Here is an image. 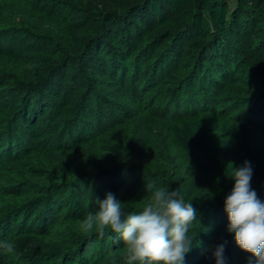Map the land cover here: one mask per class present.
I'll return each instance as SVG.
<instances>
[{
  "label": "rangeland",
  "instance_id": "1",
  "mask_svg": "<svg viewBox=\"0 0 264 264\" xmlns=\"http://www.w3.org/2000/svg\"><path fill=\"white\" fill-rule=\"evenodd\" d=\"M94 1L0 0V48L16 55L13 60L0 57V82L10 83L6 92L10 97L0 112V134L6 131L13 137L0 151L4 159L0 168V242H12L15 249L13 253L0 249L3 262L128 264L124 248L110 252L119 247L118 234L109 232L101 238L95 230L85 231L80 222L87 212L96 210L95 200L104 199V192L115 194L127 213L147 201L146 184L172 191L193 177L190 159L172 138L164 115L175 106L183 109L190 96H205L215 108L228 110L234 125L247 123L255 141L264 136V80L249 64L259 61L264 25L260 28L254 21L247 30L240 28L237 35L231 34L230 43L238 41L243 51L234 67L226 66L230 77L217 78L216 85L209 80L200 86L196 70L203 57L184 45L186 39L164 37L165 30L187 24L192 15L169 7L172 17L159 27L143 29L132 39L137 41L134 48L131 40L128 47L122 39L121 30H114L115 37L112 34L111 46L106 48L103 41L110 23H102ZM220 1L228 16L236 18L239 1ZM105 3L107 12L117 17L133 0ZM173 58L174 64L169 61ZM198 60L199 65L190 71ZM159 62L162 69H158ZM118 65L125 78L123 86L110 72ZM46 91L65 96L72 106L60 107L61 99L54 100ZM30 95L40 105L49 103L39 126L44 136L37 140H32L22 125V134L13 131L20 122L22 99ZM85 111H89L87 121L81 118ZM79 121L89 122L91 134L85 143L75 146L69 133L79 130ZM234 136L241 137L237 130ZM33 173L38 176L33 178ZM18 183L35 184L46 191L17 195L11 189ZM251 186L264 203V179L261 187ZM76 191L86 198L83 206L71 198ZM212 194L211 188L201 185L196 194L186 196L192 200L198 220L190 228L194 245L183 264L201 252L210 259L209 264H216L213 251L225 241L224 264H249V254L237 247L234 234L227 231L224 207L213 206ZM60 197L74 201L65 215H73L78 207L83 217L68 221L61 215L49 239L27 233L30 225H41V216L49 211V205L56 206ZM215 211L220 215L209 226L208 218Z\"/></svg>",
  "mask_w": 264,
  "mask_h": 264
},
{
  "label": "trees",
  "instance_id": "2",
  "mask_svg": "<svg viewBox=\"0 0 264 264\" xmlns=\"http://www.w3.org/2000/svg\"><path fill=\"white\" fill-rule=\"evenodd\" d=\"M238 1L237 13H239L236 18L228 16L226 6L220 0H133V3L126 9V12L117 17L107 12L105 9V0H95L94 4L95 9L99 11L102 23H110V27L103 41L106 48L111 46L109 43L111 42V36L114 30L115 32H119L120 30L121 33L124 32L122 39L126 40L128 47V39L131 40L134 48V44L137 41L134 40L133 43L132 39H135L143 29L159 27L168 20L170 17L168 15L169 7H173L174 9L180 8L182 11L192 15L191 20L187 24L180 25L174 30H165L164 37L171 38L178 35L182 40L186 39L184 45L187 44L189 47H192L194 52L199 53L203 57L200 65V60H198L189 69L192 71L194 67L199 65L196 70V78L200 86H202L207 84L209 80L216 85L218 82L216 80L217 78L223 77L222 79L226 80V78L230 77L226 66L234 67L243 51L238 41L233 45L230 43V39L228 38L229 36L232 38L231 34L237 35L240 28L247 30L254 21L260 28L264 25V0ZM141 7V11L131 14L127 20L122 19L123 16ZM250 14L253 15L251 16ZM134 54L135 52L131 56ZM0 57L13 60L16 55L12 50L0 48ZM102 60L105 61V58H102ZM258 60L249 61V64L256 76L264 80V47L258 53ZM169 61L174 64L175 59L173 58ZM160 62H162V59H160ZM160 62L158 69L162 67V63ZM110 72L114 76L119 77L120 82L123 81L121 84L123 86L125 78L121 67L118 65L117 69H113ZM153 76L152 73L150 77ZM149 81L150 79L144 85L147 86L146 84ZM9 85L10 83L4 84L0 82V112L10 97L6 93ZM136 88L138 89L139 87L136 85ZM46 94L50 95L54 100L61 99L60 107L68 109L72 106L71 101L65 96L59 97L60 94L58 95L56 92L49 93V91H46ZM30 96L22 99L19 117L20 122L15 123L13 131L15 133L17 132L16 134H22V125L29 137L32 140H37L44 136V132L39 129V126L43 118L47 115L46 110L49 108V103L47 105H40L36 102L34 95ZM189 99L183 109L175 106L172 112L164 114L169 122V131L172 138L189 157L194 170L193 177L182 182L181 189L187 188V196H192L199 191L201 185H205L212 189L213 194L211 196L215 200V205L213 206L218 207L222 205L224 207V200L230 194L235 183L234 179L228 173L230 169L242 166L245 161H249L253 169L251 184L256 187H261V181L264 179V136L261 140L255 141L254 135L247 123L234 125L229 111L215 108L211 101H205V96L201 99H197L196 96H190ZM144 103V100H141V107H143ZM88 113L89 111L83 112L81 118L87 121L85 117L88 116ZM88 124L89 122L82 123L79 121V130H70L69 136L74 141L75 146L85 143L90 136L91 133ZM235 130L241 136L239 139H236L234 136ZM12 140L13 137L6 133V131L1 133L0 151L8 144L7 141H9L8 145H10ZM3 163L4 159L0 156V168ZM37 176V173H33V178ZM11 190L17 195L33 194L34 192L45 193L46 191L44 188L37 187L35 184L21 186L19 183L13 185ZM106 193L108 191L104 192L101 196H105ZM71 198L74 199L75 203L77 202L76 205L78 206H83L86 200L83 197V193L79 194L78 191ZM74 201L69 200V197L58 199V204L56 206L53 203V206L49 205V207L51 206L49 211L44 212V215L41 216L42 221L40 226L32 224L25 231L29 234L49 239L51 237V231L59 224L58 221L61 219V215L66 214L67 208ZM40 207V205L37 206L39 209ZM218 214L220 215L219 212ZM218 214L216 211L214 214L213 212L210 214V218H208L209 226L215 224L217 220L215 217ZM82 217L78 212V207H76L73 215L67 213L64 220H79ZM116 244L119 245L117 247L118 249L110 250V252L114 253L124 248L121 240ZM209 263L210 259L202 257V252L187 261V264ZM0 264L13 263H6L0 260Z\"/></svg>",
  "mask_w": 264,
  "mask_h": 264
},
{
  "label": "clouds",
  "instance_id": "3",
  "mask_svg": "<svg viewBox=\"0 0 264 264\" xmlns=\"http://www.w3.org/2000/svg\"><path fill=\"white\" fill-rule=\"evenodd\" d=\"M235 181L224 200L227 231L234 234L237 247L249 254V264H264V203L251 186L253 169L249 161L228 173ZM147 201L138 210L125 212L115 194L96 198V210L82 219L85 231L95 230L103 238L106 233L118 234L128 264H183L194 245L190 228L198 220L192 200L186 199L188 189L167 188L146 184ZM213 251L216 264H224L225 245ZM5 253L14 252V244L0 242Z\"/></svg>",
  "mask_w": 264,
  "mask_h": 264
}]
</instances>
